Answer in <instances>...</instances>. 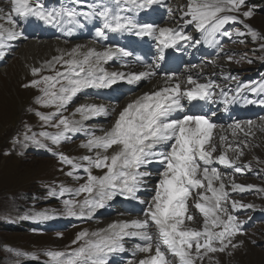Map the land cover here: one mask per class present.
Returning <instances> with one entry per match:
<instances>
[{
  "label": "snow or ice",
  "instance_id": "snow-or-ice-1",
  "mask_svg": "<svg viewBox=\"0 0 264 264\" xmlns=\"http://www.w3.org/2000/svg\"><path fill=\"white\" fill-rule=\"evenodd\" d=\"M159 3L161 0H116L118 11L103 7L98 13H80L75 9L48 10L40 0H10V9L0 8V57L5 55L4 49L10 47L9 42L23 37V32L18 30L19 24L29 18L70 34L72 28L65 26L78 25L79 16L83 15L87 19L98 15L103 18V27L96 31L97 37H105L106 31L132 32L139 37H153L159 50L158 60H163L165 50L176 48L181 41L200 43L184 31L188 24L195 25L203 34L205 42L214 44L217 42V34L232 38V32L222 31L225 25L242 23L241 17L251 18L254 14L251 8L244 10L246 0H188L180 17L183 25L178 28L157 29L153 24H137L131 17L121 15L123 12H139ZM5 23L9 27H5ZM247 27V33L237 31L235 35H250L254 41L264 39L250 26ZM260 50L264 51V43L260 44ZM128 55L130 53L122 48L111 47H106L102 52L92 48L82 53L78 46L67 53L68 59L61 55L46 62V70L54 72V75L42 76L24 85L27 88L43 84L39 89L42 95L38 97V103L44 107H55L56 111L37 115L47 126L58 129L55 133L41 131L31 136L25 134V141L53 151L44 143L45 140L58 146L69 139V133L83 132L87 136L82 147L91 155L74 160L63 153L54 152L62 164L71 167L68 176H73L79 169L87 174L85 183L75 190L61 186L58 192L52 190L48 193L49 196L72 194L74 198L64 201L63 214L67 217H90L117 196L138 199L137 193L152 175L148 167L153 163L162 165L151 200L139 201L145 205L143 219L113 222L98 232L82 231L73 241L78 247L70 251H48L47 264H108L111 253L125 251L123 241L126 237L139 238L144 242L135 246L133 257L137 253H143L144 256L129 260L128 264H200L208 253L225 252L229 247L235 249L239 246L232 241L235 236L242 234L243 222L234 213L253 206L232 200V211H229L226 206L230 195L226 190L228 186L224 182V174L214 165H223L232 168L235 173L243 174L249 166L241 167L236 163L243 153L239 145L220 135L219 154H216L218 145L213 132L217 125L205 115H184L182 118L174 116L184 111L185 100L189 103L211 100L215 90L220 88L215 81L201 83L189 76L184 84L168 76L164 87L144 93L123 107L116 114L112 126L100 130L102 135L85 128L82 121L108 115V109L103 105H81L76 108L73 115L79 114L80 120H70L62 115L61 110L82 89L110 88L118 81L136 84L154 75L153 69L159 67L157 63L148 65L147 71L122 73L108 72L101 66L114 57ZM228 59L231 61L232 57ZM57 64L62 70L56 68ZM41 71V68L32 69L33 75ZM224 79L235 80L236 77L225 76ZM245 91L264 94V83L239 84L231 99L220 88L225 104L237 101ZM245 102L264 106V98L247 99ZM57 116L59 120L53 123ZM247 123L251 125L252 122ZM230 127L233 135L237 130L244 131L239 122ZM229 152L234 153V156H229ZM93 168L102 170L103 175H93ZM253 187L234 180L230 184L232 191L241 193ZM258 191L264 192V189ZM81 194H86L83 201L75 199ZM190 199L193 201L192 207L203 217V225L199 229L187 223L195 219L189 210ZM50 218L47 213H38L32 217L37 220ZM150 227H154L155 232H150Z\"/></svg>",
  "mask_w": 264,
  "mask_h": 264
},
{
  "label": "rangeland",
  "instance_id": "rangeland-1",
  "mask_svg": "<svg viewBox=\"0 0 264 264\" xmlns=\"http://www.w3.org/2000/svg\"><path fill=\"white\" fill-rule=\"evenodd\" d=\"M4 2L7 3L8 8L11 7L10 1L4 0ZM115 2L116 0L98 1L96 10L90 12L98 13L107 4ZM88 4L91 6V0H81L79 7L82 12L88 11L90 8ZM248 8L253 9L254 14L251 18L241 17L242 23H236L230 28L231 23H229L224 26V29L230 30L236 26L237 31L247 33V26H250L252 30L264 37V0H246L244 10ZM96 27H99V24H95L92 18L84 31ZM234 36V41L224 43L221 49L222 54L218 58L224 60L232 70L239 72L242 76L261 66L264 67V51L260 50V44L264 43V39L254 41L250 35L241 37L234 34ZM14 51L15 49L6 56L5 62L0 64V264H20V262L40 264L48 262L49 257L46 255L48 251H70L78 247V244H73L77 235L82 231L94 232L96 224L92 218L87 217L89 221L84 219L81 222L84 223L83 225L72 229L69 227L65 230L66 233H57L51 229L46 230L47 227L50 228L51 220L32 219L38 213H45L46 210L60 212L62 216H66L63 214L64 209L61 210V208L65 207V200L74 197L64 196L59 201L56 199L57 195L49 196L48 193L52 190L58 192L61 186L77 189L85 183L86 173L80 169L79 174L75 172L73 176H68L67 172L71 170L60 162L59 156L54 152L79 160L84 156V147L79 141H83L84 138L80 133H69L73 138L65 143L61 142L58 146L45 140L44 143L48 144L53 151L41 148L40 154H36L37 145L24 140L25 134L31 136L41 131L50 133L58 131L56 128L47 126L37 115V113L49 114L56 111L55 107H44L38 103V97L42 95L39 89L43 87V84L38 87H24L32 80L54 75V72L41 68L42 71L38 75H33L32 70L27 73L26 69L17 66L20 60L17 61L18 56ZM229 56L232 57L231 61L228 59ZM67 58L68 56L65 59ZM249 60L252 62L249 63ZM202 65L208 67L205 63ZM56 68L62 70L59 64ZM72 109L70 103L67 104L61 110L62 115L72 120ZM59 118L57 116L53 123ZM251 122L254 127L258 124L262 126V130L258 132L260 136L251 133L254 138L246 139L245 145L240 148L243 153L239 156L240 166L249 167L245 168L243 174L235 175L239 184L254 187L243 193L229 192V203L226 206L230 212L232 200L250 204L252 208H264V192L258 191V189H264L262 175L264 173V119ZM255 129L257 130L256 127ZM37 138L40 139L39 136ZM252 171L258 172L259 175H252ZM221 172L224 173V171ZM92 173L97 176L103 175L102 170L95 168L92 169ZM228 173L231 172L226 171L224 175ZM85 195L82 194V197L85 198ZM250 209H242L234 213L238 220L243 222L242 234L235 236L232 241L239 246L235 249L229 247L225 252L208 253L200 264H264V221L252 217ZM51 213L54 214V212ZM152 228L150 227L149 230ZM109 264L114 263L109 262Z\"/></svg>",
  "mask_w": 264,
  "mask_h": 264
},
{
  "label": "bare ground",
  "instance_id": "bare-ground-1",
  "mask_svg": "<svg viewBox=\"0 0 264 264\" xmlns=\"http://www.w3.org/2000/svg\"><path fill=\"white\" fill-rule=\"evenodd\" d=\"M188 0H161V3L154 4L150 8L143 9V11L134 15V22L140 24L142 19H148L147 22H152V24L158 23L159 18L155 16L153 10L158 8L162 11L161 15L165 17L164 22H160L157 25H154L157 29L159 28H178L183 25V21H181L180 17L182 15V10H184L187 6ZM0 8L8 10L7 3L4 0H0ZM171 10L172 13L169 15H165V12ZM181 14V15H180ZM179 15V16H178ZM185 19H188L187 17ZM191 24H188L189 26ZM185 26V27H187ZM5 27H9L5 23ZM184 27V28H185ZM25 34H29L27 39L19 38L15 41H11L10 47L4 49L6 57L12 50L15 49V54L18 56L17 66L19 68L26 69L27 73H29L33 68H46V62L52 61L54 57H58L64 55L66 58L67 53L71 52L73 48L79 46L80 52H87L89 49L94 48L98 52H102L106 47L111 48H122L130 55L128 56H117L112 60L103 63L101 66L108 72H122V73H130V72H142L148 70V65L159 64V67L153 69L155 72L151 77H146L142 79L140 82L136 84H128L126 81H118L116 84L112 85L110 88H85L79 91L73 98L70 105L72 106L71 118L72 120H80L81 117L79 114L73 115L76 108L81 105H103L106 109H108V115H98L91 119L82 121L85 128L90 131H94L97 135H102L101 129H107L112 126L116 118V114L123 109L129 102L135 100L137 97L143 95L144 93L151 92L157 90L159 87H164L166 85V77L171 76L174 80L179 81L181 83L186 84L187 79L191 76L193 79L198 80L201 83H207L209 80L213 78L216 79L215 82L220 84L222 79L227 76V72L231 70V67L222 59L218 57L209 58L205 64L208 67H205L202 64H195L196 60L200 58V55L195 52L184 53L181 51L182 42H180L176 48L166 49L164 52V59L158 60L159 50L157 47V42L153 37H139L136 36L132 32H110L106 31V35L103 38L97 37L96 32L91 36L86 38H77L75 40H69L62 37L48 38V39H39L37 36L30 37V33L26 32ZM46 33L42 34L44 36ZM158 34V33H157ZM24 45V47H23ZM37 50V52H36ZM173 50H176L177 53L173 55L177 57L179 61L183 63L181 72H177L174 69L169 67V64L166 61L165 56L167 57L172 53ZM68 59V58H67ZM214 81V80H213ZM220 88L224 90V93H228V85L220 84ZM220 88L215 90V94H218ZM119 100H118V99ZM116 111L113 112L112 110ZM184 115L180 112L175 115L177 118H182ZM239 122L241 126L244 128V131L237 130L235 135H233L232 125ZM248 120L245 121H234L227 124L222 123H214L217 125L216 129H214L213 136L216 144L218 145L219 154V137L220 135H224L227 138V141L234 142L236 145H239V148L245 145L246 139L254 138L251 133L257 134L260 136L258 132L262 130V126L259 124L255 126L248 125ZM256 132V133H255ZM83 137V141H79L82 145L86 142L87 136L81 132ZM38 147V146H37ZM77 148V147H76ZM241 150V149H240ZM42 149L38 147L36 149V154H40ZM87 149L84 148V155H91ZM229 156H234V153L229 152ZM236 163L240 166V157L236 161ZM219 171H224V182L228 186L227 190L232 191L230 188L231 182L236 180V175L239 173H235L232 168H227L223 165L217 166ZM226 169V170H225ZM149 171L152 172V175L147 178L145 185L142 190L137 193L138 199H128L123 196H117L110 201L106 202V206L102 209H98L92 214L89 218L95 221L96 226L94 227V232H98L102 229H106L108 225L113 222H122V221H130L132 219H143V212L145 210V205L141 204L139 201H150L152 196L154 195V189L156 184L158 183V173L162 170V165L159 163H153L148 167ZM231 174V175H230ZM71 193H65L64 196H69L71 198ZM64 196H56V199L59 201ZM72 199V198H71ZM75 199L79 201H83L82 194ZM193 201L189 200L190 212L194 215L195 219L193 222L189 223L190 227L193 228H201L203 225V217L201 214L197 212V210L192 207ZM60 205V203H57ZM33 209V208H32ZM64 208H61V210ZM39 211H43L39 209ZM51 212H54L52 214ZM45 213L49 214L52 218L47 219L51 220L52 223L50 228L53 232L57 233H66L67 228H62V222H67L71 218L78 217H66L62 216V213L56 211H48ZM81 219V218H78ZM46 220V221H47ZM47 231H50V230ZM150 232H155V228L153 227ZM144 242L139 238H130L126 237L123 241L125 251L123 252H114L109 255V262H113L114 264H128L129 260L139 259L144 256L143 253H137L135 257H133V250L136 245H141ZM208 256V255H207ZM21 263V262H20Z\"/></svg>",
  "mask_w": 264,
  "mask_h": 264
}]
</instances>
